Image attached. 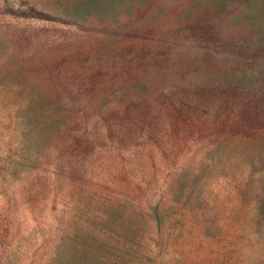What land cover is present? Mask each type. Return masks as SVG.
Here are the masks:
<instances>
[{
    "label": "rangeland",
    "instance_id": "rangeland-1",
    "mask_svg": "<svg viewBox=\"0 0 264 264\" xmlns=\"http://www.w3.org/2000/svg\"><path fill=\"white\" fill-rule=\"evenodd\" d=\"M240 3L0 0V264H264Z\"/></svg>",
    "mask_w": 264,
    "mask_h": 264
},
{
    "label": "trees",
    "instance_id": "trees-1",
    "mask_svg": "<svg viewBox=\"0 0 264 264\" xmlns=\"http://www.w3.org/2000/svg\"><path fill=\"white\" fill-rule=\"evenodd\" d=\"M242 4V16H244V9H253L254 16L251 21H248L247 27L252 33L253 41L252 45L255 48V52L259 54L258 61H264V0H238ZM241 23L247 22L246 18L240 20ZM262 54L263 56H260ZM264 63V62H263Z\"/></svg>",
    "mask_w": 264,
    "mask_h": 264
}]
</instances>
